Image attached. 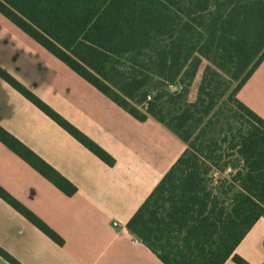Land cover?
Returning <instances> with one entry per match:
<instances>
[{"label": "trees", "instance_id": "16d2710c", "mask_svg": "<svg viewBox=\"0 0 264 264\" xmlns=\"http://www.w3.org/2000/svg\"><path fill=\"white\" fill-rule=\"evenodd\" d=\"M0 13L133 118H153L186 145L127 230L163 264H223L228 258L249 264L234 250L264 218V119L236 93L264 59V0H0ZM203 59L207 65L190 101ZM0 77L114 164L1 67ZM0 142L64 194L76 192L1 126ZM227 168L233 170L229 177H216ZM0 197L63 243L1 186ZM0 256L21 264L1 247Z\"/></svg>", "mask_w": 264, "mask_h": 264}, {"label": "crops", "instance_id": "0c3cea01", "mask_svg": "<svg viewBox=\"0 0 264 264\" xmlns=\"http://www.w3.org/2000/svg\"><path fill=\"white\" fill-rule=\"evenodd\" d=\"M0 67L114 158L106 164L0 77V126L76 187L64 194L0 142V186L63 239L0 197V247L21 264H163L126 223L186 145L153 118H133L1 13ZM236 97L264 119V59ZM234 252L264 264V218Z\"/></svg>", "mask_w": 264, "mask_h": 264}, {"label": "rangeland", "instance_id": "374dc122", "mask_svg": "<svg viewBox=\"0 0 264 264\" xmlns=\"http://www.w3.org/2000/svg\"><path fill=\"white\" fill-rule=\"evenodd\" d=\"M205 65H207V61L205 59H203L201 65H200V68L198 70V73H197V75H196V77H195V79H194V81L192 83V86H191V92H190V95H189V100L190 101H193L195 99L197 86L199 84L200 77H201V74H202V71H203ZM224 109H227V106H225ZM219 111H220V108H219ZM214 119H215V117H214ZM232 172H233L232 169L227 168V170L223 174H218L217 173L216 177H219V176L229 177Z\"/></svg>", "mask_w": 264, "mask_h": 264}]
</instances>
